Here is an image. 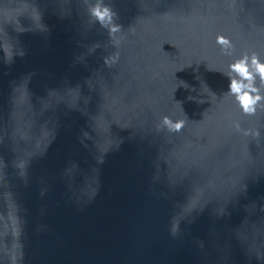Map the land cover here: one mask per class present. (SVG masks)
Returning <instances> with one entry per match:
<instances>
[{
  "label": "water",
  "instance_id": "water-1",
  "mask_svg": "<svg viewBox=\"0 0 264 264\" xmlns=\"http://www.w3.org/2000/svg\"><path fill=\"white\" fill-rule=\"evenodd\" d=\"M258 64L264 0H0V264H264Z\"/></svg>",
  "mask_w": 264,
  "mask_h": 264
},
{
  "label": "clouds",
  "instance_id": "clouds-1",
  "mask_svg": "<svg viewBox=\"0 0 264 264\" xmlns=\"http://www.w3.org/2000/svg\"><path fill=\"white\" fill-rule=\"evenodd\" d=\"M225 40L224 37H218V42L223 43ZM254 63H256V60L254 59L253 61ZM234 69L236 71H238L243 77L245 78H251V75L249 73L248 67L246 65V61H240L238 63H236L234 66ZM258 71L261 73L262 76H264V65H259L258 64ZM241 87L242 85L236 81H233L231 84V88L234 92L239 93L241 91ZM259 97L257 96L255 98V100H258ZM240 100L242 102V105L244 106L245 110H248L250 108V105H252L253 103H255V100L251 97V95H249L248 93L243 94L242 96H240ZM183 127V123L180 122L176 125V130H180V128Z\"/></svg>",
  "mask_w": 264,
  "mask_h": 264
}]
</instances>
